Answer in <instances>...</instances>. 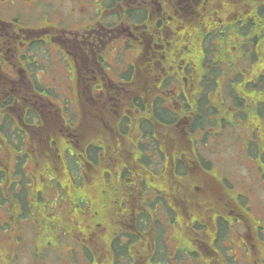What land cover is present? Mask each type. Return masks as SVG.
<instances>
[{
	"label": "flooded vegetation",
	"instance_id": "1",
	"mask_svg": "<svg viewBox=\"0 0 264 264\" xmlns=\"http://www.w3.org/2000/svg\"><path fill=\"white\" fill-rule=\"evenodd\" d=\"M262 165L264 0H0V264H264Z\"/></svg>",
	"mask_w": 264,
	"mask_h": 264
},
{
	"label": "rangeland",
	"instance_id": "2",
	"mask_svg": "<svg viewBox=\"0 0 264 264\" xmlns=\"http://www.w3.org/2000/svg\"><path fill=\"white\" fill-rule=\"evenodd\" d=\"M217 130L211 131L207 133L206 136V144H210L211 142H215V139L218 137H215L214 135L217 134L215 132ZM220 138L217 140L216 143L212 144V147L208 152L206 151V156H208V160L211 162L212 170L218 171L219 179L224 180L227 182L225 185L228 190H236L235 186L240 185V176L249 179L253 178L255 175V170H250V164L240 161L238 150L234 142L229 138V135L226 136V138ZM203 143V142H202ZM244 143V140L241 142V144ZM214 146V147H213ZM28 152H32L31 150H28ZM202 152H205L203 150ZM152 166V165H151ZM210 166V167H211ZM160 166H155L154 169H151V174H158L159 173ZM149 174V172H148ZM251 175V177L249 176ZM230 179V180H229ZM199 179L194 182V185L200 186ZM215 183V181H214ZM246 183H248L246 181ZM254 194L260 199L259 205L262 206V212L264 213V186L254 183ZM230 192V191H229ZM1 210L4 208L1 207ZM179 219V218H177ZM164 220V219H163ZM176 223L178 226L180 225V220H177ZM163 225H166L163 221ZM168 227L174 228V225H168ZM11 230H9V233ZM33 259L31 256L26 255L22 258L21 264H32ZM124 261H122V264ZM36 264H61L60 260H52V259H44V260H38Z\"/></svg>",
	"mask_w": 264,
	"mask_h": 264
},
{
	"label": "trees",
	"instance_id": "3",
	"mask_svg": "<svg viewBox=\"0 0 264 264\" xmlns=\"http://www.w3.org/2000/svg\"><path fill=\"white\" fill-rule=\"evenodd\" d=\"M247 34V32H246ZM248 35H251V33H248ZM255 40V38L251 37V41L250 43H253V41ZM246 45H250L248 41H246ZM237 86H239V84H237ZM243 86V85H242ZM236 93L239 92L237 89L234 90ZM245 93H248L247 89H244ZM230 96L232 98H234V95L232 93L231 90L227 91ZM263 91L261 90V93ZM263 125V123H262ZM164 150V156L166 157L168 155V152L171 153V150L162 147V152ZM206 154V151L203 152ZM191 154V152H186L185 156L189 157ZM93 159V156L91 157ZM201 162L204 163V159H201ZM211 166V162L207 161V163L205 164H197L196 167H191V163L189 162L188 164H185L184 162H180V164L178 165L179 169L181 172H184L187 179L191 178L194 181H196L197 179H199L198 181H200V183H207V182H212L214 183L217 181H221V179H219V175L217 176L216 174H219L218 171H215L214 169L212 170V166ZM151 168H149L148 172L150 174L151 177H153L155 180H157V182L161 181V185L160 187L164 188V189H169L173 187V184L177 182V180H174V178L171 175H168V173H170V167L171 165L169 164H165L163 165V169L159 168V173L158 174H151V169H154V166H150ZM178 171V169H177ZM163 175V176H162ZM260 175L261 178H264V165L261 166V171H260ZM74 176L76 179H80V172L75 170L74 172ZM184 179V178H183ZM183 179H180V181H182ZM194 181H192L194 183ZM156 182V183H157ZM191 189V187H190Z\"/></svg>",
	"mask_w": 264,
	"mask_h": 264
}]
</instances>
